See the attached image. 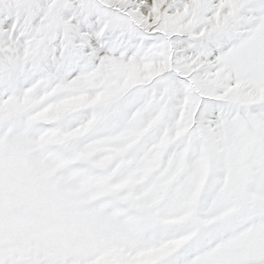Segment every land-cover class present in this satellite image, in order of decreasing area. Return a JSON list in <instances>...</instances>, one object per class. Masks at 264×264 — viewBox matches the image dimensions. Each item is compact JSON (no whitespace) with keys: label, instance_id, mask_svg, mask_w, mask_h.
I'll use <instances>...</instances> for the list:
<instances>
[{"label":"snow or ice","instance_id":"snow-or-ice-1","mask_svg":"<svg viewBox=\"0 0 264 264\" xmlns=\"http://www.w3.org/2000/svg\"><path fill=\"white\" fill-rule=\"evenodd\" d=\"M0 264H264V0H0Z\"/></svg>","mask_w":264,"mask_h":264}]
</instances>
